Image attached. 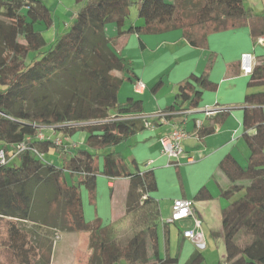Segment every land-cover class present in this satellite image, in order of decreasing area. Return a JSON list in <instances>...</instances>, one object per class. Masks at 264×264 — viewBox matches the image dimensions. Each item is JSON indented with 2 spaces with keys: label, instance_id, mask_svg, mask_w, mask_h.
Masks as SVG:
<instances>
[{
  "label": "trees",
  "instance_id": "16d2710c",
  "mask_svg": "<svg viewBox=\"0 0 264 264\" xmlns=\"http://www.w3.org/2000/svg\"><path fill=\"white\" fill-rule=\"evenodd\" d=\"M85 1L75 0L78 4ZM138 3L144 25L124 30L134 0H87L71 31L43 51L48 43L35 25L41 23L47 29L53 25L46 0H0V151L10 158L8 147L16 149L32 137L29 146L40 153L55 147L65 154L53 140L36 139L45 126L59 127L66 137L84 132L90 148L116 146L147 129L143 119L128 118L144 115L142 100L119 102L121 88L127 83L135 87L139 80L134 61L113 49V39L107 33L109 25L116 27V37L129 32L142 36L181 30L191 44L197 45V29L234 30L251 22L243 0ZM33 52L39 53L29 60ZM213 67L211 59L204 72L192 74L181 84L174 105L166 112L200 108L205 92L215 87L210 78ZM248 87H264V61L256 64ZM245 104L253 107L245 109L242 117L248 164L242 166L231 155L221 162L231 183L221 190V197L230 201L222 212V234L227 264H264V90L247 94ZM213 132V127L201 131ZM78 152L67 157L64 168L39 158L31 149L17 156L19 164H0V218L10 220L11 250H17L22 262L30 264L29 256L36 246L31 245L29 235H39L26 229L24 223L32 222L65 232H88L91 253L86 264H179L184 244L179 240L177 252L170 254L171 224L161 218L153 198L157 190L154 170L131 174L117 153L106 154L99 165L95 154ZM65 171L78 175L80 184L91 192L96 190L98 174L108 179H130L126 214L131 216V236L125 243L118 237L121 225L86 220L81 192L76 186L64 184ZM240 193L243 195L236 198ZM211 199L206 188L195 196V201ZM42 239L46 240L50 262L53 243L49 236ZM204 263V255L196 250L185 264Z\"/></svg>",
  "mask_w": 264,
  "mask_h": 264
},
{
  "label": "crops",
  "instance_id": "0c3cea01",
  "mask_svg": "<svg viewBox=\"0 0 264 264\" xmlns=\"http://www.w3.org/2000/svg\"><path fill=\"white\" fill-rule=\"evenodd\" d=\"M66 3L65 5L64 1H57V4H54L64 12L61 13L65 15L64 18L66 19L64 26L57 27L58 25L53 20L52 27L47 30L51 34L49 39V34L41 30L48 44L53 41L54 27H57L56 33L62 35L69 27L68 23L71 25L68 15L71 14V18H76L79 7ZM57 12L60 13L59 11ZM139 19L140 17L129 23V27L126 28L125 26L124 30H128L133 26L144 25V21ZM107 33L113 39V49L119 55L136 61V67L134 65L135 74L138 80L143 81L146 85V89L138 93L135 91L134 84H125L119 92V102H126L129 98L142 100L143 113L147 116V121L155 125L154 129H145L128 140L116 146H111L112 149L107 152L117 153L131 174L139 170H154L157 181V194L153 195V198L158 202L161 218L164 221L171 218L175 200L191 199L194 201V211L201 221L200 232L204 235L205 240H207V235L213 233L211 230L213 224L209 221L211 219L216 221L215 225L223 232L222 212L229 206L230 201L221 197V190L229 188L231 183L221 169V162L227 155H231L242 166L245 167L247 165L249 150L243 139L246 131L242 117L245 109L253 107L245 104V97L247 94L264 90V87H248L249 76L243 75L240 68V60L243 54L252 53L256 64L264 61V52H262L264 51V46L257 44V40L260 37H264V26L258 22L255 26L249 25L248 27L234 30L213 31V29L200 28L195 30L197 45L191 44L181 30L142 36L135 32H129L116 37L118 34L116 27L109 25ZM231 34H233L240 46H230L225 42ZM132 50L137 53L138 60H134L133 57L129 56ZM211 59L214 61V67L210 78L215 87L205 92L201 107L194 109L190 114L181 113L182 111L166 112L174 105L180 85L186 82L192 74L204 72ZM160 81H162L161 86L155 87ZM206 108H229L230 111H228L229 113L226 116L216 118L217 116H207L203 112ZM157 113H164L165 115L157 117ZM162 118H165V121ZM198 122H200V127L197 126ZM176 127L181 128L187 134V137L182 141L184 153L181 157L182 163L180 166H172L171 163L174 161H170L167 156L162 154L160 141ZM212 127L214 128L213 133H201L202 130ZM43 129L50 130L49 133L43 130L41 132L44 136H47V139L51 138L54 141L53 136H56V141L60 140L62 142L60 149L65 150L66 156H74L73 149L80 148L79 145L85 143L86 140L85 133H81L79 140L75 141L73 139L74 136L66 137L52 127L47 126L43 127ZM63 136L67 140L63 141L59 138H63ZM8 151L11 154L9 163L18 162L19 164L18 157L14 156L15 148L12 146L8 147ZM51 157L53 158L54 155ZM189 159L194 162H188ZM98 164L101 165L100 163ZM65 172L67 173L64 175V184L75 186L76 182L72 185L71 181L73 178L80 179V177L71 171ZM129 181L128 177L101 178L98 181L99 186L101 185L110 190L111 215L108 217H111L113 226L121 225L120 222L122 220H131V216L126 214ZM81 187L80 192L84 199L86 191ZM203 188L210 192L212 199L195 201V196ZM89 192L91 195L89 200L96 207V219L92 223L104 225L105 218L102 219L99 216V190L97 184L96 190ZM85 207L84 205V215ZM165 215L168 216L165 218ZM179 231L182 233L181 235ZM68 232L77 238L80 237L78 232ZM183 233L184 231L180 228L175 232L170 226L171 255H175L177 251L175 246L176 244L178 245L179 240H184V243L190 242L194 245L189 239L182 238ZM86 236L89 241L90 234L88 233ZM90 253L91 251L88 250L84 254L82 260H84L85 264Z\"/></svg>",
  "mask_w": 264,
  "mask_h": 264
},
{
  "label": "rangeland",
  "instance_id": "374dc122",
  "mask_svg": "<svg viewBox=\"0 0 264 264\" xmlns=\"http://www.w3.org/2000/svg\"><path fill=\"white\" fill-rule=\"evenodd\" d=\"M57 1H61V2H65V5L68 3H71L73 6H77V8L79 7V11L81 10V7H84L87 4V0L85 2L82 3H76L75 0H46V4L48 7L51 8L52 10V14H53V20L56 23V25L59 26H64L65 24V15L61 14L64 13L62 10H60L59 8L56 7ZM139 0H134V4L131 6L130 8V18L127 21L126 24V28L129 27V23H132L133 21L137 20L139 17V7L140 4L138 3ZM169 1V0H167ZM243 4L244 7L246 9V11L250 14V18H251V22H250V26L253 25H257L258 22L261 23V25L264 26V0H243ZM57 11H59L60 13H58ZM78 11V12H79ZM77 12V13H78ZM76 13V14H77ZM71 14L68 15L71 25L70 23H68V28L66 29V31L64 32V34L69 33L72 29V26L74 24L75 19L71 18ZM1 17V16H0ZM142 18H140L139 20H141ZM143 20V19H142ZM144 21V20H143ZM57 27H54V36H52V42L50 44H48L43 51H48L50 50L52 44L55 42L54 40H56L59 36H61V34L59 35L58 33H56L57 31ZM35 28L37 31H41L43 30V32H47V28H45V26L41 25V23H37L35 25ZM245 28V27H244ZM49 34L48 35V39L51 37L50 33H46ZM63 34V35H64ZM56 37V38H55ZM55 38V39H54ZM226 43H228V45L230 46H235L238 45L240 46L233 34L230 35V37L228 39H226L225 41ZM260 50V49H259ZM262 51V50H260ZM264 52V51H262ZM39 52H33L31 54V56L29 57V60H33ZM131 54L129 55L130 57H133L134 60L137 59L138 60V55L135 51H131ZM137 56V58H136ZM133 61V59H130ZM136 61H134V65L136 67ZM138 67V65H137ZM47 127V126H45ZM54 130H56L57 132H59V127H52ZM44 131L46 133H49L50 130L48 129H41V131ZM61 133V132H59ZM81 133L84 132H77L75 135H73V139L75 141L79 140V136ZM62 134V133H61ZM63 135V134H62ZM61 135V136H62ZM45 137L47 138V136L45 135ZM54 138V142L56 143L57 137L53 136ZM61 140H67L64 136L59 137ZM51 139V138H48ZM52 140V139H51ZM58 146V145H57ZM80 148L78 149H73V152L76 154H78V150H82V151H88L91 152L92 154L96 155V160L98 163H101L102 165V160L104 158V156L110 152L109 149H112L111 146H107V147H102V148H90L87 143H83L82 145H79ZM60 147V146H59ZM72 151V150H71ZM44 160L46 162L49 163H53L55 164L56 167L58 168H64V164H65V160H67L66 154L56 150L55 147H52L50 149L49 152L46 153H42ZM54 157L52 158L51 156ZM15 164H18V162H16ZM248 164V163H246ZM67 172H65L66 174ZM101 178H107L101 174H98V178H97V188L99 190V196H98V206H99V216L100 218H105V223L104 225H110L111 222V217H108L111 215L110 212V198H111V194H110V190L106 187L103 186H99L98 185V181ZM108 179V178H107ZM72 185L75 183V186L79 188L80 190V186H82L81 188H83L86 191V196L84 197V205L85 207V216H86V220H88L89 222H94L96 219V207L95 205L89 200L91 199V195L89 190L84 186L80 184V179L78 178H73V180L71 181ZM157 194L156 192H154L153 195ZM243 193H240L236 196V198L242 196ZM83 198V197H82ZM168 215H165V218ZM211 221V223L213 224L212 227V232L209 235H207V247L206 249L200 251L204 257H205V263L204 264H227L226 262V248H225V241H224V237L222 232L219 230V228H217L216 221L211 219L209 220ZM10 220L9 219H2L0 218V264H25L22 262V255L17 251L12 249L10 247V236H9V225ZM131 220H122V222L120 223L121 226L118 228V231H120V234H118L119 240L122 243H125L126 240L131 236ZM24 225L26 226V229L31 230V231H35L37 232V234L39 236H33V235H29L30 239H31V245L36 246L35 251L29 256L30 257V264H46L47 262H49V254H48V248L45 247V242L46 240L42 239L43 237L49 236L52 243H53V250L51 253V257H50V264H85L83 257L84 254L86 253V251L90 250L89 247V241L86 235H88V232H78L80 237H76L75 235H71L70 232H65L62 231L60 229L58 230H54L51 229L49 226L47 225H37L35 226L34 223L32 222H27L24 223ZM172 228L176 231H178V229L180 228L183 231H191V230H195V221H186V222H179L178 225H171ZM182 227V228H181ZM51 233V234H50ZM50 234V235H49ZM41 237V238H40ZM181 244H183V240H180ZM185 245L182 247L183 250H181V260L179 264H185L186 260L188 258H190V256L192 255V253H194V251L196 250V247H194V245H192L190 242H185ZM42 246L41 252H38V248ZM45 247V248H44ZM178 245L176 244L175 249L177 250ZM162 249L164 250V245L162 246ZM91 251V250H90ZM164 252V251H163ZM177 252V251H176ZM175 252V253H176ZM42 254V255H41ZM117 264H125V262H120Z\"/></svg>",
  "mask_w": 264,
  "mask_h": 264
},
{
  "label": "built area",
  "instance_id": "2783aa9c",
  "mask_svg": "<svg viewBox=\"0 0 264 264\" xmlns=\"http://www.w3.org/2000/svg\"><path fill=\"white\" fill-rule=\"evenodd\" d=\"M257 44L260 46H264V37H260L257 40ZM256 66V60L252 53H245L242 55L240 60V68L244 76H250L254 68ZM146 89V85L143 81L139 80L135 84V91L136 92H142ZM194 109H189L182 111L181 113L184 114H190ZM222 111H230L229 108H206L203 110V112L207 116H214L219 112ZM164 113H157V117L164 116ZM128 118H141L143 119L146 124L147 129H154L155 125L147 121V116H136V117H128ZM162 120L165 121V118H162ZM197 125V124H196ZM200 127V122H198V125ZM187 137V134L184 130L181 128H174L172 132L163 137L160 141L162 144V154L167 156L170 161H174L171 163L172 166H180L181 165V157L183 156V147H182V141ZM37 140L44 141L48 140L43 133H39L37 135ZM33 140L32 137H27L26 140L17 145V148L14 151V156H18L22 152L31 149L35 154L38 155L39 158L44 160L43 154L40 153V151L37 148L30 147L29 143ZM55 143V142H54ZM57 145L61 146L62 142L60 140L56 141ZM188 162H194L192 159H189ZM9 158L7 156V153L4 150L0 151V164H8ZM193 219L195 221V230L191 231H184L183 235L185 238L189 239L197 250L202 251L206 249L207 243L204 238V235L200 232L201 230V221L197 217L195 211H194V201L191 199H177L174 201L173 205V213L171 218L165 220L167 224H175L181 221Z\"/></svg>",
  "mask_w": 264,
  "mask_h": 264
}]
</instances>
